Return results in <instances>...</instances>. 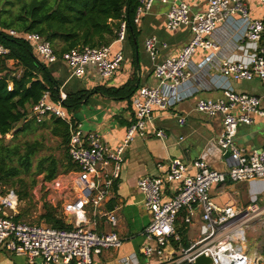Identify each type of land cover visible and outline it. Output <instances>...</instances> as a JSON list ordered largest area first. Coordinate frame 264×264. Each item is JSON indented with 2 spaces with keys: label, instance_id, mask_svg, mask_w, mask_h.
I'll return each instance as SVG.
<instances>
[{
  "label": "built area",
  "instance_id": "2783aa9c",
  "mask_svg": "<svg viewBox=\"0 0 264 264\" xmlns=\"http://www.w3.org/2000/svg\"><path fill=\"white\" fill-rule=\"evenodd\" d=\"M155 1L139 0L135 24L141 22ZM258 2L264 8V0ZM236 16L244 24L241 38L244 54L239 58L223 60L219 66L221 77L228 82L259 79L264 84V19L252 15L249 0H208L204 10L193 14L188 2L174 1L167 13L166 28L176 30L186 26L194 37L178 53L157 61L154 73L159 79L158 85H142L136 90L133 96L135 120L128 126L123 142L114 149L108 147L99 133L84 132L81 123L65 107L67 96L63 91L55 101L49 91L44 92L40 100L28 108L27 118L38 122L51 117L64 120L70 131L68 155L77 165L76 169L57 174L50 180L41 175L42 186L51 190L44 203L60 208L72 227L57 228L17 220L21 203L19 193L13 187L0 185V247L25 255L29 264H38V257L43 259L44 264H92L95 255L122 247L124 238L117 230L104 232L96 226L98 219L112 226L118 224L116 210L108 209L106 205L121 177L126 149L137 134H146L154 108L171 109L193 94L185 86L193 78L194 54L199 48L210 50L212 53L205 62L195 67L201 69L207 65L220 48L213 33L219 23L231 21ZM127 32V21L122 20L117 39L124 41ZM9 33L26 39L45 63L64 60L71 68V75L76 77L89 75L91 70L87 64H92L99 73V79L105 81L113 77L125 62L124 51L118 49L113 52L112 45L76 47L59 56L52 43L38 32L10 29ZM144 44L153 59L160 53L159 45L169 46L167 41H161L156 35L147 36ZM8 52V48L0 45V63L2 56ZM12 88L13 84L9 83L8 89ZM196 108L210 115H222L223 129L217 143L224 152H231L233 163L228 170L221 171L202 158L187 161L172 157L162 175L141 177L138 186L144 196V205L152 215L142 231L147 241L141 253L145 257L158 256L161 264H194L201 254L211 257L213 264H264L261 252L256 250L251 253L247 247L246 226L260 210L257 202L246 207L237 203L221 205L211 193L216 184L264 181V146L247 152L245 146L236 142L240 125L252 124L256 115L264 117L262 97L239 92L228 84L224 87L223 97L199 98ZM179 122L184 124L186 116H179ZM153 131L156 137L167 143L168 135L164 128L153 127ZM191 166L196 168L195 173L189 172ZM173 182L177 183V187L174 194L167 198L165 188ZM182 210L186 223L192 222L198 214L203 223L200 237L179 251L172 249L171 244L172 240L181 241L176 220ZM135 258L123 257L121 263L135 264Z\"/></svg>",
  "mask_w": 264,
  "mask_h": 264
},
{
  "label": "crops",
  "instance_id": "0c3cea01",
  "mask_svg": "<svg viewBox=\"0 0 264 264\" xmlns=\"http://www.w3.org/2000/svg\"><path fill=\"white\" fill-rule=\"evenodd\" d=\"M174 1L177 0H169L168 2L156 0L149 13L143 17L139 24H135L138 36L145 27L146 34L143 38L156 35L161 41L168 42L169 46L162 48L156 59L152 57L148 58L147 54L143 52L145 60H141L139 55L141 53L139 38L138 36L132 38L133 32L129 31L124 41L121 42L115 39L109 44L112 45L113 52L122 49L125 54V43H128L131 53V57H126L125 55V62L122 68L110 79L101 81L99 77L89 74L84 77V85L82 87L67 90L66 87L69 86V81L74 76L67 74L68 76L65 80L61 82L65 70L63 72L51 70L61 83L60 93L63 91L67 96L69 91L80 89H87L91 92L77 109H82L83 118L76 116L77 110H69V112L81 123V127L85 133H99L111 149L116 148L123 142L128 126L135 120L134 93L131 97L127 98L121 95L105 94L97 88L102 87L104 90L108 89V91L113 88H121L132 77H136L139 87L159 82L153 71L157 61L164 56L178 53L187 45L186 43L191 37L188 32L190 28L186 26H181L176 30H169L174 35L172 37L161 30L166 25L165 19H167V13ZM185 1L188 2L193 12L204 10L208 3V0ZM249 3L252 15L263 18L264 8L260 6L258 0H249ZM243 31L244 24L239 16H236L231 21L219 23L217 30L213 33V38L220 46L217 55L201 69L195 66L205 62L204 60L212 52L199 48L192 58L193 78L185 88L190 92L192 91L193 94L178 102L171 109L160 110L154 108L153 119L147 125L146 134H137L130 142L126 149V161L121 171V177L115 184L113 194L106 205L108 209L116 210L119 218L118 224L112 226L105 220L98 219L96 226L99 231L104 232L113 229L117 230L124 238V243L118 249H107L102 254L95 255L92 264H122L121 259L123 257H136L134 259L135 264H161L158 256L145 257L141 253V248L147 241L142 231L152 218L150 211L144 205V196L138 186V181L141 177L162 175L167 171L169 159L172 157H181L187 161L202 158L213 168L221 171L228 170L232 165L233 159L225 158L224 150L217 143V137L223 129L222 115H210L199 112L196 109V104L198 99L202 97H223L224 87L229 84L236 90H245L248 93L260 95L264 107V84L259 79V81L257 79L249 80L246 84L243 81L248 80H231L228 82L225 78L221 77V72L219 71L220 63L223 60L227 58H239L244 54L242 48L244 42L241 40ZM51 64H49V67ZM7 65L12 68L18 67L16 61L13 59L7 60ZM21 71L20 69L18 74ZM152 72L153 77H147L143 83L142 77L147 74L152 75ZM181 115L186 116L184 124L179 122V116ZM153 127H160L166 130L168 135L166 144L156 137ZM236 140L238 144L245 146L247 152L255 149V141L262 148L264 146V117L256 115L252 124L240 125ZM189 172L195 173L196 168L191 166ZM236 183H241L247 189L249 186L248 195L251 201L264 199V181L258 179L245 182L230 181L213 185L211 193L216 202L221 205L237 203L236 197L242 193ZM176 187V182L168 184L165 188V196L167 198L171 197ZM233 193L237 196L235 197ZM5 213H10V211H5ZM184 216L185 212L179 214L176 220L177 231L180 226H186L184 239L181 235L180 242L172 240L171 244L172 249L179 251L182 247L191 245L200 237L203 223L199 214L188 224L185 222ZM36 262L44 264L41 257H38ZM0 264H29V262L25 255L11 253L0 247Z\"/></svg>",
  "mask_w": 264,
  "mask_h": 264
},
{
  "label": "trees",
  "instance_id": "16d2710c",
  "mask_svg": "<svg viewBox=\"0 0 264 264\" xmlns=\"http://www.w3.org/2000/svg\"><path fill=\"white\" fill-rule=\"evenodd\" d=\"M138 4L139 0H0V45L9 49L0 63V185H19L17 191L21 200L30 197L29 188L36 183L35 178L28 182L21 174L31 170L33 158L44 144L34 140L23 147L8 145L6 136L14 139L30 128L48 125L54 135L61 137L62 144L68 145L70 131L61 118L51 117L41 122L27 118L28 108L38 102L44 92L49 91L54 101L59 99L61 83L30 43L11 35L9 30L38 32L61 56L76 47L109 45L118 38L122 20L127 21L128 32H133L132 38L137 37L134 16ZM9 59L21 67L19 74L16 68L7 65ZM9 83L13 84L12 90L8 89ZM138 87L139 82L132 77L121 88L97 89L105 94L129 98ZM90 93L87 89L69 91L64 100L65 107L68 111L77 110ZM61 166L65 171L77 168L69 155L64 160L47 155L39 159L37 172L45 173L44 178L50 180L59 174ZM25 214L19 212L16 219L21 220ZM38 221L57 228L72 227L63 213L48 202L43 205ZM178 232L184 239L186 226H180ZM259 251L264 256V244Z\"/></svg>",
  "mask_w": 264,
  "mask_h": 264
},
{
  "label": "rangeland",
  "instance_id": "374dc122",
  "mask_svg": "<svg viewBox=\"0 0 264 264\" xmlns=\"http://www.w3.org/2000/svg\"><path fill=\"white\" fill-rule=\"evenodd\" d=\"M149 13V12H148ZM147 13V14H148ZM194 12L192 11V14ZM146 16V15H145ZM144 16V17H145ZM166 20V19H165ZM163 33H167L169 36H174L173 33H171L167 28L166 25H164L161 28ZM189 34L191 35L190 40L186 43L189 44L191 40L194 37V34L192 31L188 30ZM146 34V28H143V31L139 34V45H140V51L141 53L140 58L142 61L145 60L144 53L147 54L148 58H151V54L149 51L146 50L144 41L145 38H143ZM170 39V38H169ZM164 48L162 45H159L158 49L161 51V49ZM125 55L126 57H131L130 48L128 43H125ZM167 55V54H166ZM51 64V63H50ZM49 66V64H48ZM62 59H59L58 62L53 63L50 65L51 70L57 71L60 70L61 72L64 71L63 78L61 79V82L65 80V78L68 76L67 74H71V68L70 66ZM87 67L91 70L90 74H93L94 76L98 77L99 73L96 69V67L92 64H87ZM21 67L18 66L16 68V71H20ZM155 69V66L153 68V71ZM22 70V69H21ZM87 76V75H86ZM76 77L74 76L69 81V86L66 87L67 90L70 89H76L78 87H82L84 85V77ZM153 77V72L151 74H147L146 76L142 77V82L144 83L146 81V78ZM154 79V78H153ZM258 80V79H257ZM259 81V80H258ZM239 82V81H238ZM248 81H243V83H248ZM159 82L152 83L153 85H158ZM239 92H247L245 90H238ZM263 102V100H262ZM197 109V108H196ZM198 110V109H197ZM199 111V110H198ZM201 112V111H199ZM205 113V112H203ZM76 116L79 118H83L84 115L82 114V109H79L76 111ZM39 140L43 142V147L36 153V155L33 158V164L32 168L29 172L21 174V177H24L28 182H31L33 178L36 179V183L33 185L32 188H29L30 190V197L21 200L20 203V212H26V214L23 216L21 220L29 223H40L39 216L43 212V205L44 202L48 200V197L51 194V190L44 188L41 184L42 181V174L45 176V173H38L37 172V165L40 158L47 155H54L58 159L63 160L68 155V145L62 144V139L59 136H56L53 134L52 129L48 125L44 126H38L35 128H30L27 131L19 134L16 138L13 139L12 136L7 135L5 138V143L8 145H14L19 144L21 147L24 146V144L28 141H34ZM237 142V140H236ZM64 173H67L63 170V167L60 168V172L58 175H62ZM16 180V179H15ZM10 187H13L17 190H19V185L14 186L13 184L8 183ZM238 184V187L242 194L240 196H237L235 193L233 195L237 199V205L246 207L247 205L254 204V202H257L260 209H264V199L263 200H250L249 199V186L248 189L246 186H243L241 183ZM248 195V197H247ZM244 198V200H242ZM61 211V209L59 208ZM42 223V222H41ZM264 210L262 213L257 215L255 218H253L249 224L246 226V237H247V247L251 253H253L256 250H260V248L264 244Z\"/></svg>",
  "mask_w": 264,
  "mask_h": 264
},
{
  "label": "water",
  "instance_id": "95a60500",
  "mask_svg": "<svg viewBox=\"0 0 264 264\" xmlns=\"http://www.w3.org/2000/svg\"><path fill=\"white\" fill-rule=\"evenodd\" d=\"M263 19H264V17H263ZM254 144H255V147H254L255 149L261 148V146L257 145L256 141H255ZM224 157L228 158V159H231L232 158L231 152L230 151H226L224 153ZM194 264H213V261H212L211 257L206 256L205 254H201L195 259Z\"/></svg>",
  "mask_w": 264,
  "mask_h": 264
},
{
  "label": "bare ground",
  "instance_id": "6f19581e",
  "mask_svg": "<svg viewBox=\"0 0 264 264\" xmlns=\"http://www.w3.org/2000/svg\"><path fill=\"white\" fill-rule=\"evenodd\" d=\"M263 209L258 210V212L256 214H254V216L258 215Z\"/></svg>",
  "mask_w": 264,
  "mask_h": 264
}]
</instances>
